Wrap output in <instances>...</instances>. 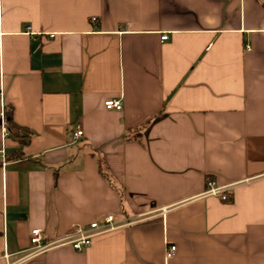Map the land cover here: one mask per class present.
<instances>
[{"label":"crops","instance_id":"0c3cea01","mask_svg":"<svg viewBox=\"0 0 264 264\" xmlns=\"http://www.w3.org/2000/svg\"><path fill=\"white\" fill-rule=\"evenodd\" d=\"M0 88V264H264V0H0Z\"/></svg>","mask_w":264,"mask_h":264},{"label":"built area","instance_id":"2783aa9c","mask_svg":"<svg viewBox=\"0 0 264 264\" xmlns=\"http://www.w3.org/2000/svg\"><path fill=\"white\" fill-rule=\"evenodd\" d=\"M97 18L94 17L93 21H96ZM27 30L30 34H35L32 32V26L28 25ZM50 37H55V34H50ZM162 40L168 39V34H164L161 36ZM0 102L2 108L5 106V98L4 91L0 88ZM105 107L108 110H118L121 111L123 109V101L121 99L110 98L105 101ZM6 117L4 113H2V126L4 131H6ZM83 134L82 130H78L75 133V137L81 136ZM237 186V183L227 184V185H218L215 180L209 179L207 181V189L204 192V196H221L223 200H228L230 198L231 192H233L234 188ZM121 224L116 221L115 216L110 214L103 218L96 219L91 222L89 226H77L74 230L65 237L62 242L71 244L75 249L83 250L91 245L92 240L95 236L99 234H103L105 232L112 231L118 228ZM31 248L29 252L22 257L20 260H24L27 258H31L50 246L52 243H47L44 238L43 231L41 229H33L31 232ZM177 246L171 245L167 247L166 257L170 259L176 253Z\"/></svg>","mask_w":264,"mask_h":264},{"label":"trees","instance_id":"16d2710c","mask_svg":"<svg viewBox=\"0 0 264 264\" xmlns=\"http://www.w3.org/2000/svg\"><path fill=\"white\" fill-rule=\"evenodd\" d=\"M7 117V128L11 133H15L16 135H18L20 132H24L26 130H23L22 128H20L15 122H14V116H13V112H9L6 114ZM29 132H27L28 134ZM19 136V135H18Z\"/></svg>","mask_w":264,"mask_h":264}]
</instances>
